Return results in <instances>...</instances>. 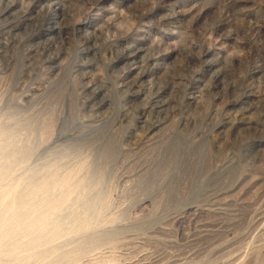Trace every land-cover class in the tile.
Returning <instances> with one entry per match:
<instances>
[{"label":"rangeland","instance_id":"1","mask_svg":"<svg viewBox=\"0 0 264 264\" xmlns=\"http://www.w3.org/2000/svg\"><path fill=\"white\" fill-rule=\"evenodd\" d=\"M33 1L0 18V132L28 151L0 190L68 181L64 217L96 214L30 247L0 207V264H264V0H49L63 34L29 43ZM131 45L156 60L130 72Z\"/></svg>","mask_w":264,"mask_h":264},{"label":"bare ground","instance_id":"2","mask_svg":"<svg viewBox=\"0 0 264 264\" xmlns=\"http://www.w3.org/2000/svg\"><path fill=\"white\" fill-rule=\"evenodd\" d=\"M47 1L49 0H35L33 2L27 3L28 5H25V10L23 14H21V16L19 17V22L16 23L15 25L12 26L10 25L8 29L9 33L13 32L16 29L18 30L24 29L23 30L25 33L24 40L29 43H31V41L35 40L39 36L46 35L50 31H57V33L63 34L64 26L62 25L61 18H63L65 14H63L60 11L61 8L60 3H55L56 1L54 3L49 2V4L47 5L48 7L47 9H44L40 12L35 11V8L37 6L43 4L44 2L47 3ZM88 1L89 2L86 6L85 19H88L90 17L92 11L99 10L102 8L100 6L102 0H88ZM21 2L22 0L19 2L14 0V2L7 3L5 6L1 5L0 18L12 17V11L14 7L17 6L18 4H21ZM84 22H86V20L85 21L79 20L77 24L79 23L84 24ZM140 48L141 46L140 47L134 45L128 46V48L120 51L117 54L116 61L119 60V61L128 62L129 64L128 70L131 72V70L134 69L135 65L137 66V64L139 63H141L139 65L140 67L142 65L145 66V64L150 63V61H152L154 58L156 60L157 56L154 53H153L154 55L150 54L153 55L150 57H146L144 55L141 56L142 49ZM154 65L157 64L155 63ZM146 76L147 73L145 71L137 72L136 75L131 80L130 85L132 87L136 86L137 84L139 85V83L142 82V80ZM216 77L217 78L215 79L216 81L214 82V86L218 88L220 79L219 76ZM126 78L128 79V77ZM95 92L97 95L98 91ZM247 96L249 95L248 94L245 95L243 97V100H245ZM106 101H107L106 99H101L99 102L94 103V105L96 106V108L97 107L100 108L106 104ZM153 106L154 108L163 107V105L160 104L158 101L156 102L154 101ZM229 121L230 120L228 119L227 123H229ZM158 123L157 122L153 123L150 129L157 127ZM234 125L235 123H232L231 126ZM4 136H5L4 133L0 132V181L9 172L10 168L16 163V161L26 157V155L28 154L27 150L22 152H16V150L11 148L9 144H6L3 141ZM51 183L49 182L48 183L43 182V184L34 183L31 184L26 190H20L19 189L20 187H18L17 185L11 186L12 188L8 190L5 189H3V191L0 190V207L3 208V206H5V209L3 208L5 210L4 212L7 214L6 212L7 210L9 213H11V215H9V217L11 216L9 219L14 227L15 232L17 233L23 232L26 234L30 233L31 237L28 243V246L30 247H34L43 242L51 241L55 236H58L63 232H65V230L68 228L69 225L74 226L75 228H77V230L83 229L87 224L89 225V223L92 221L93 216L96 214L97 200L96 201L94 200L91 202H87L82 210H77L73 212L71 217L69 218L67 216L64 217L65 215L63 214V211H65L64 210L65 206L69 201L70 192L75 191L78 188L79 184H76L74 186L72 185L73 186L72 187L70 183L66 181L63 184L67 189L60 196H56V194L54 195L53 193L55 186L53 185V183L51 185ZM16 249H17L16 247H12L10 250L13 253L16 251ZM0 262H1V250H0Z\"/></svg>","mask_w":264,"mask_h":264}]
</instances>
